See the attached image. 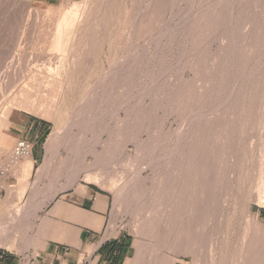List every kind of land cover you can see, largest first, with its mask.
I'll use <instances>...</instances> for the list:
<instances>
[{
	"label": "rangeland",
	"instance_id": "obj_1",
	"mask_svg": "<svg viewBox=\"0 0 264 264\" xmlns=\"http://www.w3.org/2000/svg\"><path fill=\"white\" fill-rule=\"evenodd\" d=\"M29 114L50 124L46 154L33 179L0 180V220L23 214L5 241L36 225L41 191L93 183L134 244L128 264L264 254V0H0V139Z\"/></svg>",
	"mask_w": 264,
	"mask_h": 264
},
{
	"label": "crops",
	"instance_id": "obj_2",
	"mask_svg": "<svg viewBox=\"0 0 264 264\" xmlns=\"http://www.w3.org/2000/svg\"><path fill=\"white\" fill-rule=\"evenodd\" d=\"M17 128V133L11 132L12 137L30 139L34 144L30 156L15 165L20 172L22 167L31 166V180L36 166L44 161V139L50 124L29 114L19 117ZM9 181L12 186L23 182L14 173ZM91 184L44 198L47 205L38 211L41 215L35 219L36 225L25 232L20 242L5 241L0 226V264H128L134 244L128 233L111 225L113 196Z\"/></svg>",
	"mask_w": 264,
	"mask_h": 264
},
{
	"label": "bare ground",
	"instance_id": "obj_3",
	"mask_svg": "<svg viewBox=\"0 0 264 264\" xmlns=\"http://www.w3.org/2000/svg\"><path fill=\"white\" fill-rule=\"evenodd\" d=\"M218 2H220V1H218ZM227 2V1H226ZM243 2V1H242ZM221 4V3H220ZM228 5V4H227ZM220 7V6H219ZM214 8V7H213ZM234 8V7H233ZM216 10V9H215ZM233 10V9H232ZM216 12V11H215ZM75 13H77V12H75ZM80 13V12H79ZM73 15V14H72ZM71 15V16H72ZM77 15V14H76ZM140 15V14H139ZM215 15V14H214ZM232 15V14H231ZM234 15V14H233ZM260 15V14H259ZM51 16V15H50ZM78 16V15H77ZM205 19V18H204ZM231 19V18H230ZM71 21V23H74L75 21H76V18H75V16H74V18H72V20H70ZM67 22V21H66ZM70 24V23H69ZM196 25V24H195ZM228 25V24H227ZM232 25V24H231ZM68 26V25H67ZM70 26V25H69ZM75 26V25H74ZM71 27H73L72 26V24H71ZM220 27H221V25H220ZM230 28V27H229ZM54 29H56V27L54 28ZM199 29V28H198ZM234 30V29H233ZM200 32V31H199ZM220 32V31H219ZM54 34V33H53ZM52 34V35H53ZM215 34H216V32H215ZM232 35V34H231ZM50 36V35H49ZM53 37V36H52ZM237 37V36H236ZM62 38V37H61ZM49 39H50V37H49ZM200 39V38H199ZM207 41V40H206ZM234 41H235V39H234ZM60 42H61V39H60ZM52 44H50V46L52 45L53 47H56L57 46V43H56V41L54 40L53 42H51ZM46 45V44H45ZM61 45V44H60ZM210 45V44H209ZM238 45V44H237ZM236 46V45H235ZM234 46V47H235ZM44 47V46H43ZM58 47V46H57ZM61 48H62V46H60ZM45 48H47L46 46H45ZM71 48V47H70ZM233 48V47H232ZM60 49V48H59ZM58 49V50H59ZM231 49V48H230ZM235 49V48H234ZM55 50V49H54ZM58 50H56L57 52H58ZM61 50V49H60ZM71 50V49H70ZM51 52V51H50ZM55 52V51H54ZM72 52V51H71ZM232 52H234V51H232ZM59 53V52H58ZM239 56V55H238ZM233 60V59H232ZM234 62V61H233ZM142 70V69H141ZM118 71V70H117ZM233 72V71H232ZM105 76V75H104ZM228 76V75H227ZM103 77V76H102ZM106 77V76H105ZM38 83V82H37ZM98 83V82H97ZM219 84V83H218ZM63 87V86H62ZM105 87V86H104ZM213 87V86H212ZM218 87V86H217ZM64 91L63 92H65V89H63ZM33 91V90H32ZM44 91H46V90H44ZM50 91H48L47 93H49ZM53 92V91H52ZM92 92V91H91ZM210 92V91H209ZM51 93V92H50ZM59 93H60V91H59ZM61 94H64V93H62L61 92ZM211 94V93H210ZM246 95H247V92H246ZM58 96V95H57ZM206 96V95H205ZM17 97H19V96H17ZM90 97V96H89ZM48 99V98H47ZM46 98H43V97H41L38 101H37V103H36V101H28L27 100V102H31V103H33L34 105L35 104H38V108H35V110H34V112H36V113H39V112H41L42 110H44L45 108H47V106H45V104L48 102V100H47ZM247 99V98H246ZM54 100V99H53ZM61 100H62V98H61ZM64 100V99H63ZM55 102V101H54ZM88 102V101H87ZM116 102V101H115ZM90 103V102H89ZM91 103H92V101H91ZM94 104V103H93ZM109 104V103H108ZM212 104V103H211ZM224 104V103H223ZM90 105V104H89ZM92 105V104H91ZM102 105H103V103H102ZM115 105V104H114ZM220 105H221V103H220ZM58 106H60V104L58 105ZM86 106H88V105H86ZM85 106V107H86ZM93 106H95V105H93ZM180 106V105H179ZM122 107V106H121ZM83 108V107H82ZM88 108H89V106H88ZM94 108V107H93ZM100 108H101V106H100ZM99 108V109H100ZM80 109V108H79ZM91 109V108H90ZM117 109V108H116ZM210 110V109H209ZM208 110V111H209ZM212 110V109H211ZM210 110V111H211ZM216 110V109H215ZM46 112H47V110H45ZM91 111V110H90ZM94 111V110H93ZM99 111V110H98ZM128 111V110H127ZM206 111V110H205ZM12 112H13V109L11 108V105L9 106H7L6 107V109H5V111H4V114L6 115L5 116V118H7V116L8 115H12V116H14L15 114H12ZM95 112V111H94ZM101 112V111H100ZM244 112V111H243ZM87 113V112H86ZM90 113V112H89ZM99 112H97V114H98ZM102 113V112H101ZM210 113V112H209ZM91 114L93 115V113L91 112ZM96 114V115H97ZM203 114V113H202ZM201 114V115H202ZM41 115H43V114H41ZM49 115V114H48ZM83 115V114H82ZM95 115V116H96ZM88 116V115H87ZM206 116V115H205ZM15 117V116H14ZM93 117V116H92ZM246 117V116H245ZM88 118V117H87ZM114 118V117H113ZM94 119V118H93ZM245 120V119H244ZM70 122V121H69ZM75 122V121H74ZM95 122V121H94ZM11 123V122H10ZM15 124V123H14ZM82 124V123H81ZM73 125V124H72ZM80 125V124H79ZM83 125V124H82ZM86 125V124H85ZM88 126V125H87ZM87 126H86V128H87ZM91 126V125H90ZM107 127V126H106ZM73 129V128H72ZM3 130H4V128H3ZM130 130V129H129ZM18 132V128L17 127H11L10 126V124L8 125V123H7V121H6V128H5V137L3 138V139H0V151H1V153L2 152H7L9 149H10V143L12 142V139H11V135L9 134V133H11V132ZM58 132V131H57ZM104 132V131H103ZM111 133H112V131H111ZM121 133V132H120ZM58 134V133H57ZM122 134V133H121ZM95 135V134H94ZM206 136V135H205ZM161 137V136H160ZM163 137V136H162ZM74 138V137H73ZM119 139V138H118ZM182 140V139H181ZM81 141V140H80ZM84 141V140H83ZM163 142V141H162ZM181 142V141H180ZM82 143V142H81ZM183 143V142H182ZM86 144V143H85ZM127 146V145H126ZM156 147V146H155ZM154 147V148H155ZM80 150V149H79ZM176 150H178V149H176ZM81 151V150H80ZM174 152H175V150H173ZM173 151H172V153H173ZM179 151V150H178ZM170 153H171V151H170ZM174 154V153H173ZM171 155V154H170ZM177 155V154H176ZM30 156V155H29ZM172 156V155H171ZM170 156V157H171ZM28 157V156H27ZM176 157V156H175ZM26 158V157H25ZM118 158V157H117ZM71 159V158H70ZM115 159V158H114ZM158 159V158H157ZM161 159H162V157H161ZM73 160V159H72ZM164 160V159H163ZM113 161V160H112ZM160 161V160H159ZM152 162V161H151ZM181 162V161H180ZM184 163V162H183ZM148 165V164H147ZM150 165H152V164H150ZM237 166V165H236ZM31 166L30 167H28V168H21V173L23 172V174L24 175H28V176H30V174H31ZM72 170H75V167L73 166L72 167V165H71V169H70V171H72ZM77 171V170H76ZM136 173H138L137 171H136ZM93 179H96V180H102L103 179V177H99V176H97L98 175V173H96V170H90L89 171V173H88ZM97 174V175H96ZM103 174H105V173H101V175H103ZM139 174V173H138ZM184 176V175H183ZM105 177V176H104ZM182 178V177H181ZM138 181H139V179H138ZM183 181V180H182ZM74 182H75V180L73 179L72 181H70V184L69 185H73L74 184ZM135 183H136V181H135ZM139 184V183H138ZM126 186V185H125ZM181 186H184L183 185V183L181 184ZM180 186V187H181ZM128 187V186H127ZM126 187V188H127ZM185 187H186V185H185ZM184 187V188H185ZM125 188V187H124ZM125 188V189H126ZM135 188H136V186H135ZM197 189V188H196ZM124 190V189H123ZM129 190V189H128ZM182 190V189H181ZM185 190V189H184ZM183 190V191H184ZM23 191H24V189H23ZM182 191V192H183ZM186 191V190H185ZM123 192V193H122ZM121 193L124 195L125 194V192L124 191H122ZM136 192V191H135ZM41 194H43L46 198H50V196L52 195V193H53V187H48V188H46L45 190H43V191H41L40 192ZM120 193V192H119ZM119 193H118V195H119ZM181 193V192H180ZM138 195V194H137ZM181 195H182V193H181ZM126 197V196H125ZM124 197V198H125ZM179 197V196H178ZM181 197H183V196H181ZM126 199V198H125ZM181 198H179V200H180ZM176 200H178V198L177 197H174V198H172L171 200H170V202L173 204V202L175 203V201ZM182 200V199H181ZM180 200V201H181ZM186 201V200H185ZM183 202V201H182ZM180 203V202H179ZM176 204V203H175ZM178 205V204H177ZM44 206V205H43ZM175 206V205H174ZM178 206H180V204L178 205ZM39 207V209H42V204L40 205V206H38ZM181 207V206H180ZM184 207V206H183ZM27 210V209H26ZM180 211V210H179ZM24 212V211H23ZM26 212V211H25ZM24 212V213H25ZM169 212V211H168ZM21 214V213H20ZM15 215H17V214H15ZM12 216L10 219H8V221H7V219L5 220V221H2L3 222V226L0 224V226H1V229H2V227H3V229L1 230L3 233H4V236L5 235H7V234H9V232H11L12 231V229L13 228H16V226H18L19 225V222H21V220L19 219V217H21V216H23V214L20 216L19 215V213H18V216L16 217V216ZM1 222V223H2ZM5 222V223H4ZM196 222V221H195ZM184 226V225H183ZM186 227V226H185ZM6 229V231H4ZM1 233V232H0ZM7 233V234H6ZM3 235V234H2ZM0 237H1V234H0ZM236 238V237H235ZM256 264H264V254L263 255H261L260 256V258L257 260V263Z\"/></svg>",
	"mask_w": 264,
	"mask_h": 264
},
{
	"label": "built area",
	"instance_id": "obj_4",
	"mask_svg": "<svg viewBox=\"0 0 264 264\" xmlns=\"http://www.w3.org/2000/svg\"><path fill=\"white\" fill-rule=\"evenodd\" d=\"M34 144L30 139L19 138L11 150L10 157L7 161H0V180L12 175V170L15 165L23 158L31 154ZM3 184H0V189H3Z\"/></svg>",
	"mask_w": 264,
	"mask_h": 264
}]
</instances>
